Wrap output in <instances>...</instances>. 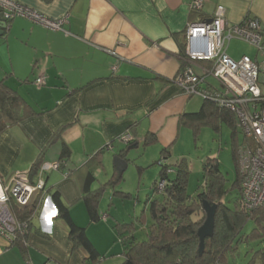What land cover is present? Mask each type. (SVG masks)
<instances>
[{
    "label": "crops",
    "instance_id": "1",
    "mask_svg": "<svg viewBox=\"0 0 264 264\" xmlns=\"http://www.w3.org/2000/svg\"><path fill=\"white\" fill-rule=\"evenodd\" d=\"M17 1L50 18L66 15L67 21L62 30H52L15 17L0 36V78L21 97L27 112L0 135V179L5 183L34 163L38 167L60 160L61 165L43 174L45 192L34 196L40 205L30 221L26 248L0 235V264H98L106 262L108 253L117 263L122 248L113 251L112 241L118 238L108 206L103 209L98 202L99 217L90 222L85 194L104 186L111 190L108 204L111 198H131L132 191L119 182L132 164L138 177L149 168L147 198L159 175L156 161L163 149L168 161L181 159L189 168L179 139L190 127L180 116L197 111L203 99L186 95L174 79L191 70L203 78L200 88H216L209 62L186 54V24L209 19L219 4L228 25L251 16L264 29V0H204L198 13L190 12L191 0ZM39 75L44 83L38 87L34 80ZM123 132L132 141L119 140ZM150 136L153 141L144 145ZM115 155L128 159L121 174L112 163ZM53 193L72 222L85 228L98 259L89 262L82 246H72L68 224L57 214L50 218V231L43 230L42 215L46 205L54 204Z\"/></svg>",
    "mask_w": 264,
    "mask_h": 264
},
{
    "label": "trees",
    "instance_id": "2",
    "mask_svg": "<svg viewBox=\"0 0 264 264\" xmlns=\"http://www.w3.org/2000/svg\"><path fill=\"white\" fill-rule=\"evenodd\" d=\"M190 12L198 13L192 10ZM202 99L200 108L195 112L183 113L180 116V122L190 127L195 136V132L201 125L210 124L213 129L218 130L219 122L223 121L232 127L231 136L233 137L237 131L236 121H238L234 112L229 108L219 106L211 99ZM24 106L21 97L0 78V135L7 127L19 122L27 115ZM152 141L151 136L146 137L144 145ZM239 147L240 145L234 144L233 140L231 154L236 163V176L231 188L236 191L237 196L231 205L226 202L225 195L229 189L225 186L226 179L215 157H208L203 161L202 183L196 194L190 195L187 191L189 175L187 165L181 159L168 161L167 149H163L156 161L160 167L158 178L152 183L151 193L144 202L140 216L135 219L136 222L144 225L142 238H137L135 234V222L116 223L113 226L117 231L116 235L122 248L123 260L119 264H228L227 257L234 254L238 242L262 239L264 236V206L246 211L240 207L238 202L241 181L238 167ZM37 169V163L32 164L28 170L29 177L35 176ZM161 179L164 180V185L158 188V181ZM103 190L104 186L94 191L87 190L84 196L90 222L99 217L98 202ZM115 193L123 194L119 191ZM202 200L216 203L217 207L214 214L213 234L204 239V247L202 253L199 254L197 229L205 218L201 206ZM52 201L57 208V216L68 224V239L72 246H82L88 254L89 262L98 259L96 250L85 235V228L72 222L68 209L63 206L57 193L52 194ZM11 203L20 219L26 218L35 204L33 202L30 205L18 206L13 201ZM147 217L150 222L147 221ZM249 221L254 227L247 234L241 233ZM31 224L29 223V228ZM27 234H16L11 243L24 250ZM254 261L264 264V247L253 252L248 264H254Z\"/></svg>",
    "mask_w": 264,
    "mask_h": 264
},
{
    "label": "built area",
    "instance_id": "3",
    "mask_svg": "<svg viewBox=\"0 0 264 264\" xmlns=\"http://www.w3.org/2000/svg\"><path fill=\"white\" fill-rule=\"evenodd\" d=\"M203 4L204 0H191L189 10L199 12ZM0 11L7 22L15 17H24L52 30H62L67 21L66 15L50 18L17 0H0ZM185 36L186 54L191 59L210 62L209 74L221 82L225 89L200 88L203 78L191 70L178 73L174 80L186 95H200L234 112L246 141L238 149L241 175L238 202L246 211L264 206V29L258 19L251 16L244 17L239 23L228 25L225 8L218 4L209 19L188 22ZM233 38L255 46L262 60L258 63L248 55L232 58L226 48ZM43 83L42 75L34 80L38 87ZM118 139L129 143L133 137L129 132H123ZM105 146L110 147V143ZM60 165L59 160L43 161L38 166L34 181L30 180L28 170L14 172L5 183L0 179L1 236L11 242L16 234L28 233L29 223L38 214L40 205V201H35L34 196L38 192H45L43 174L58 169ZM163 185L164 180H159L158 188ZM11 201L18 206L33 202L35 204L30 214L20 219L14 212Z\"/></svg>",
    "mask_w": 264,
    "mask_h": 264
},
{
    "label": "rangeland",
    "instance_id": "4",
    "mask_svg": "<svg viewBox=\"0 0 264 264\" xmlns=\"http://www.w3.org/2000/svg\"><path fill=\"white\" fill-rule=\"evenodd\" d=\"M193 11V10H192ZM7 22V21H6ZM8 25V22H7ZM186 31V27H185ZM184 31V40L186 39ZM186 45V40H185ZM227 53L232 56V58L237 59L242 55H249L254 58L258 63L262 60V56L259 51H257L255 46L238 39L233 38L227 45ZM210 64V62H209ZM210 68V67H209ZM210 82L215 86L218 90H224V85L218 80L210 77ZM219 129L215 130L210 124L201 125L199 129L195 132V136L193 135V131L188 128H185V135H181L179 139V143L181 148H184L188 153V161L189 164V175H188V183H187V191L190 195H194L197 192L198 187L202 183V169L200 164L208 157H215L218 161L219 168L223 173L224 178L226 179L225 186L229 191L225 195L226 202L228 205L232 204V201L237 196L236 191L231 188V184L235 180V170L236 163L232 158V148H233V140L234 144L242 145L245 144V138L241 131L238 121H236V134L231 136L232 127L227 123L220 121ZM187 133V134H186ZM187 135V138H185ZM190 137V138H189ZM159 167V165H156ZM160 168V167H159ZM149 168L144 169L142 176L138 177V168L136 165L130 164L127 167L126 171L123 173L122 180L119 182V186L127 191H132V197L126 198L124 200H120L118 198H111V204H108L111 196V190L105 189L101 196L99 197L100 206L106 208L108 206V212L110 216L113 215L114 218H119V223H130L135 222V234L137 238L141 239L144 234V226L140 222H136V217H139L144 202L146 200V191L149 190V184L147 185L148 176H146V171ZM27 170H22L20 172H24ZM152 181V180H151ZM150 181V182H151ZM145 186L147 188L145 189ZM139 194V202L137 201V196ZM109 216V219L113 226L117 223L115 220ZM136 216V217H135ZM198 217L200 216L197 215ZM204 216V212H203ZM149 218L147 217V221ZM150 222V220H149ZM253 224L249 221L245 227L243 228L241 233L247 234L252 228ZM114 228V227H113ZM115 235L117 234L116 229L114 228ZM117 236V235H116ZM118 238V237H117ZM121 247L119 238L117 241H112V248H114V252H117ZM264 247V236L262 239H258L256 241H248V242H238L236 245L234 254L232 256H228V264H248L252 258V254L256 249ZM114 255L106 254V262H99L98 264H119L123 257H119L120 261L116 262L117 258ZM101 260V257L99 258ZM254 264H258L257 261L253 262Z\"/></svg>",
    "mask_w": 264,
    "mask_h": 264
},
{
    "label": "water",
    "instance_id": "5",
    "mask_svg": "<svg viewBox=\"0 0 264 264\" xmlns=\"http://www.w3.org/2000/svg\"><path fill=\"white\" fill-rule=\"evenodd\" d=\"M7 28V22L2 17L1 11H0V36H3L5 34V30ZM198 60V59H196ZM128 159L123 158L119 155H115L112 158V163L116 167L118 173H122L127 165ZM202 209L205 213V218L203 220V223L198 227L197 229V235L199 239L198 244V253L201 254L203 247H204V239L206 237H210L213 234V228H214V214L217 207L216 203H209L207 200H202L201 202Z\"/></svg>",
    "mask_w": 264,
    "mask_h": 264
},
{
    "label": "clouds",
    "instance_id": "6",
    "mask_svg": "<svg viewBox=\"0 0 264 264\" xmlns=\"http://www.w3.org/2000/svg\"><path fill=\"white\" fill-rule=\"evenodd\" d=\"M49 203H51V200H49ZM57 214V208L54 204H52L51 208H49L47 205L45 206L43 215H42V221H43V230L50 231L51 228V217H54Z\"/></svg>",
    "mask_w": 264,
    "mask_h": 264
},
{
    "label": "flooded vegetation",
    "instance_id": "7",
    "mask_svg": "<svg viewBox=\"0 0 264 264\" xmlns=\"http://www.w3.org/2000/svg\"><path fill=\"white\" fill-rule=\"evenodd\" d=\"M30 179H31V181H34V180H32V178L30 177Z\"/></svg>",
    "mask_w": 264,
    "mask_h": 264
}]
</instances>
